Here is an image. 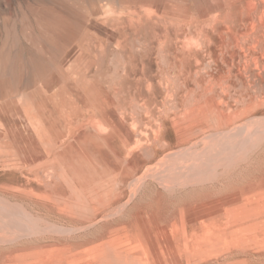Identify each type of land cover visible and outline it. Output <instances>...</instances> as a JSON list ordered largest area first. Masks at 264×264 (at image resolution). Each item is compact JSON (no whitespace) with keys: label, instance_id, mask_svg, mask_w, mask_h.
<instances>
[{"label":"rangeland","instance_id":"1","mask_svg":"<svg viewBox=\"0 0 264 264\" xmlns=\"http://www.w3.org/2000/svg\"><path fill=\"white\" fill-rule=\"evenodd\" d=\"M0 264H264V0H0Z\"/></svg>","mask_w":264,"mask_h":264},{"label":"bare ground","instance_id":"2","mask_svg":"<svg viewBox=\"0 0 264 264\" xmlns=\"http://www.w3.org/2000/svg\"><path fill=\"white\" fill-rule=\"evenodd\" d=\"M59 30V29H58ZM177 238V237H176ZM190 250V249H189ZM195 252V251H194ZM197 254H198V252H197ZM194 256H195V254H194ZM194 256H192V257H194ZM198 256V255H197Z\"/></svg>","mask_w":264,"mask_h":264}]
</instances>
